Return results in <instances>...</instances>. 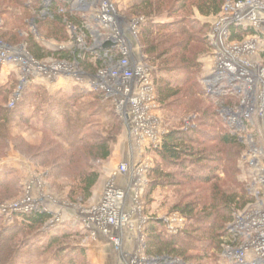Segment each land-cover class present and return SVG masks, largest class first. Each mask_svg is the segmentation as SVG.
Returning <instances> with one entry per match:
<instances>
[{
  "label": "rangeland",
  "instance_id": "rangeland-1",
  "mask_svg": "<svg viewBox=\"0 0 264 264\" xmlns=\"http://www.w3.org/2000/svg\"><path fill=\"white\" fill-rule=\"evenodd\" d=\"M64 1L65 0H51L48 6L46 5V0H30L28 5L32 7L37 4L43 6L40 12L41 17H43V12L47 11V9H45L46 6L50 9L51 5L55 4L60 11L62 7L65 6ZM111 1L114 3L116 11L124 19L140 21L137 35H131V37L129 34L128 35L133 48H135L136 51L140 50L142 55L144 45L145 47L147 46L145 44V36L140 32V25L142 22L148 21V19L145 14L135 12L134 8L140 0ZM177 1L180 2L181 0H173L171 6L169 4L161 13H156V15L151 17L155 23L164 25L178 23V21H180L179 18L187 17L185 25L195 27L196 32H198L197 41H191V43H189L190 51L187 52V55L196 57V61L200 65L197 80L195 81L199 86L195 87V82L185 85L181 88L182 95L179 100H175L168 105H162L158 99L159 81L164 78L183 81L186 75L180 73L182 70H177L170 74L163 70L161 71L160 68L164 59L157 60L154 57L155 55L147 54L150 58L149 67L151 68V78L156 90L157 108L154 115L159 121L158 124L162 139L161 145L156 148L149 142H142L138 144L139 147L135 143L133 146L129 129L125 121L124 123L122 121L123 124L116 136L111 158L96 166V169L100 173V180L93 190L92 196L86 201L82 198L73 201L70 199V193L72 188L76 186V176L80 168L84 167V162L77 157L80 162L76 165H69V163H71L69 160L72 159L73 154H71L66 145L55 139L53 140L51 136H46L40 129L21 124L12 125L7 136L8 138L5 137L3 138L4 140L1 139L6 145L3 144L5 148H0V175L9 173L11 176H9V180L13 182V185L10 186L12 191L8 194H6V192H8L6 189L0 187V199H9L0 201L1 223L4 226H12L17 221H22V214H29L34 209L46 210L53 216L52 220L38 232L19 235L20 242L36 240L39 241V243H35L31 247L22 245L20 257L16 261V264H54L53 261L47 263L46 259L49 257V254L40 257L36 256V246L43 247L51 236L62 237L65 235H68V238L63 239L61 243L53 248L50 257L55 256L57 253L63 254L73 252L74 256L72 259H74L76 255L75 264H126L109 237L103 236V234L96 229L93 230V227L88 224L90 218L88 214L89 210L102 200L107 184L114 179L113 176L122 165L130 164V167L134 165L136 170H143L138 176L136 175L134 179L135 186L132 187L127 196L125 208L130 216V228L129 231H125V249L127 252L131 253H142L143 259H160L159 262L153 264L170 263L162 261V259L166 257H156L147 254V228L150 222L162 221L163 227L159 228L160 231L168 235H176L169 233L164 223L165 219L177 214L184 218L183 226H181L179 232L188 226L187 218L177 212L176 207L180 206L184 208L187 204H193L196 209V215L199 218H203L212 210L214 196L218 190H231L237 192L247 204H245L246 206H244V208L237 209L236 212L232 213L233 222L239 213L245 211L254 202L255 198L250 193L253 189H256L260 174L259 165L260 163L264 164V159L256 160L257 158L251 155V151L254 147L264 151L262 129L257 125V121L254 126L246 122L244 128L241 127L237 129L230 123L229 117L225 114L224 107H227V105L237 106L241 104L242 99L245 97L244 94H241L239 97L236 95H227L226 97L213 96L209 95L206 89V79L211 69L217 65V54H219L215 35L216 22L219 16L204 17L198 12L196 7H194L192 8L191 14L179 12L176 13L175 17L171 18V9L177 6ZM193 1L195 0L191 2L193 3ZM237 1L239 0H226L225 3L236 5L233 3H237ZM247 1L248 0H245V2ZM259 1H261L262 8V10H260L264 12V0ZM154 5L158 7V1H155ZM257 12L258 14L261 13L260 11ZM49 13L50 12H48L44 18L50 17ZM34 15H29L25 18L23 16V10L15 8H11L8 13L0 11V50L9 55L20 57L17 58L19 60L17 63L7 62L5 64H0V105L6 108H10V101L20 89L23 78L26 75V68L29 67L27 66L29 63L26 64V61H28L29 56L35 59L29 53L28 40L30 37H34L35 40L49 52L67 50L74 53L79 52V56L82 52L81 56H78L79 59H83L84 53L86 52L91 55V62H96L99 58L97 51L91 50L93 46V38L89 35L91 32L77 31L75 35L68 29V25H65L63 29L62 26L57 27L52 20L45 21V26L40 29ZM73 16L77 18V21H80L76 13ZM201 26H205L206 29L200 33L198 29ZM61 29L64 31L62 32ZM177 29H179V27H172L171 30L164 32L163 35L171 38L172 41L177 44L180 38H175V36H173ZM249 30V32L244 29L239 30L244 32L242 37L233 39L232 34L226 43L230 47H235L237 44L242 45V47L246 46L248 43L249 45L252 44L254 47V49L251 50L252 52L245 53V55H241V57H243L245 61L263 65L264 62L261 58L263 41L259 37V34L264 33V26L262 25L258 29L250 28ZM59 32L62 34H59ZM84 33L88 37L85 39L88 47L84 51H81L78 38H84ZM256 34H258V36H252ZM156 38H162L158 32H155L152 39ZM165 47L166 45L162 46L161 49L163 50ZM180 48L174 49L176 56L180 55L181 58L183 52H181ZM116 56H118V54ZM78 58L77 60L79 61ZM78 61L72 60L66 62L56 58H47L39 62L47 66H53L55 64L74 66L75 64L77 65L76 62ZM146 64L148 63L146 62ZM74 67H77V71L84 73L79 64ZM26 77L27 85L25 88L28 87L33 89L36 86H43L50 93H55L59 90L70 93L78 87L86 88L89 91L93 90V88L88 85L87 79L80 82L74 80L72 76L68 77V75L61 73H52L48 76L45 75L43 78L41 75H35L32 71L26 75ZM43 79L47 80L43 81ZM62 79L68 80H66L68 82H66V86L61 84L63 83ZM58 81L61 82H59L60 85ZM28 108L31 111L33 107L28 106ZM114 111L116 112L115 109ZM205 111H210L209 114L216 112L215 118L212 119L210 115L206 116ZM216 114L218 115L216 116ZM104 118L105 117H102L101 119L100 117L101 120ZM193 127L200 129L202 132L201 136L194 135L198 142L195 148L203 150L205 155L213 154L218 156V158L220 157V160H218L216 164H211V167L216 168L214 174L216 178L209 183L183 179L182 175H184V173L182 167L177 165H166L156 152V149L162 146L164 137L170 132L180 130L188 131ZM95 131L97 132L100 130L96 128ZM224 131L231 132L238 136L240 146L226 147L220 145L218 139H216L214 135L223 133ZM5 135L6 133L2 136ZM52 143H55L51 147L55 156L52 157V152L49 153L51 160L46 165H42V158L37 157V153L44 155L46 150H48L47 148H50L48 144ZM54 160L56 162L58 161L57 169H52ZM157 168L162 172V178L154 173ZM190 170H194V167H190ZM207 173H204V175L206 176ZM118 182V178L115 179V183L119 184ZM124 184H126V181L122 179L120 185ZM12 194L14 196L9 198L8 196ZM232 223L228 222L225 225L226 230ZM202 225L205 224H196V227H202ZM41 232L44 233V236L40 237L38 233ZM203 233H205V231H203ZM203 233L199 232L197 235L201 238L203 237L202 239H207ZM45 235H47V237ZM227 239L229 240L230 237H221L223 241L222 246H224ZM189 244L191 250L188 252V255H193L192 260L185 262L184 259L178 258L169 259V262L173 261V264H229V260L224 258L223 252L218 253L215 248H212L214 245L205 251V247H208V244L203 241L191 240ZM142 248L143 252L140 253ZM65 259L68 260V258ZM178 261H180V263H178Z\"/></svg>",
  "mask_w": 264,
  "mask_h": 264
},
{
  "label": "trees",
  "instance_id": "trees-1",
  "mask_svg": "<svg viewBox=\"0 0 264 264\" xmlns=\"http://www.w3.org/2000/svg\"><path fill=\"white\" fill-rule=\"evenodd\" d=\"M29 1L30 0H0V11L8 13L11 8L23 10V16L25 18L35 14L34 16L36 17L35 19L40 29L45 26V21L51 20L57 27L62 26L63 29L68 23L77 25L80 23L72 14L60 13L55 4H52L49 9L50 17H41L40 12L43 6L37 4L32 7L28 5ZM155 1H158V7L154 5ZM191 1L192 0L177 1V6L171 9V18L175 17L176 13L179 12L191 14L192 8L194 7H196L198 12L204 17L219 16L226 4V0H195L193 3ZM171 3H173V0H140L134 8L135 12L145 14L148 19V21H144L140 25V32L145 36V44L147 46L145 47L144 45L145 50L143 49L142 51L144 61L150 66V58L147 54L155 55L154 57L157 60L164 59L160 68L161 71L163 70L170 74L177 70H182L180 73L186 75L183 81L167 78L159 81L158 99L162 105H168L175 100H179L182 95L181 88L191 82L194 83L197 80V75L200 70V65L197 63L196 57L187 55V52L190 51L189 43H191V41H197L198 34L195 27L185 25L187 17L179 18L180 21H178V23H171L168 25L157 24L151 17L156 15V13H161L169 4L171 6ZM176 26L179 27V29L175 31L173 36H175V38H180L177 44H175L171 38L163 35L164 32ZM205 29V26H201L198 31L201 33ZM232 30L233 39L241 38L244 33L237 30L235 27ZM61 31L63 32L64 30L61 29ZM155 32H158L162 38L152 39ZM59 34L62 33L59 32ZM259 35L263 41L261 58L264 62V33ZM165 45V49L162 50L161 47ZM28 46L29 53L39 61H43L47 58H56L66 62L72 60L78 61L79 52L74 53L67 50L49 52L46 51L34 37L29 38ZM174 48L181 49V52H183L181 58L180 55L176 56ZM83 57V59L78 58V64L81 66L82 71L89 76L96 75L98 71L104 67V63L101 59H98L96 62H91V55L86 52ZM198 86L197 82H195V87ZM28 106L33 107L31 111ZM117 111L114 99L106 98L104 92L99 88H93L92 91H89L86 88L78 87L70 93L62 90L50 93L43 86H36L33 89L27 87L22 93L21 100L14 108H6L0 105V148H5L4 145L6 144L2 142L4 140L3 138L8 136L10 127L14 124L40 129L46 136H51L53 140L60 141L62 144L66 145L71 154H73L72 159L69 160L71 161L69 165H76L80 160L84 162V167L80 168L76 176V186L72 188L70 199L76 201L82 198L86 201L90 199L93 190L100 180V173L96 169V166L111 158L116 136L124 123L123 117ZM209 112L210 111H205L206 116L210 115V117L214 119L216 112L211 114H209ZM217 115L218 114H216V116ZM100 117L101 119L105 117V120H101ZM96 128L100 131L96 132ZM4 133H6V135L2 136ZM201 134V130L194 127L188 131L180 130L170 132L164 137L162 146L156 149V152L166 165L181 166L184 173V175H182L183 179L209 183L216 178L214 177L216 168L211 167V164H216L218 160H220V157L218 158V156L213 154L205 155L203 150L195 148L198 142L194 135L201 136ZM205 136L208 137L207 135ZM214 136H216L215 138L218 139V143L222 146H240L239 137L231 132L224 131ZM1 139L3 140L1 141ZM53 144L55 143L48 144L50 148H47L48 150H46L44 155L37 153V157L42 158V165H46L51 160L49 153L52 152V157L55 156V154H53L54 151H52L53 149H51ZM77 157L80 158V160H78ZM57 162L54 160L52 169L58 168ZM190 167H194V170H190ZM154 173L162 178L163 174L159 168L155 169ZM204 173H207V175L205 176ZM9 176V173L0 175V187L8 191L6 194L12 191L10 186L13 185V182L9 180L11 177ZM13 196L12 194L8 197L10 198ZM7 199L8 198L3 200L6 201ZM3 200L0 199V201ZM245 204L244 199L239 193L231 190H218L214 196L212 210L203 218H199L196 215V209L193 204H187L184 208L177 206V212L187 218L188 226L176 235H168L159 229L163 227L162 221L150 222L147 228V254L156 257H168L170 259L182 258L185 262H188L193 259V255H188V252L191 250V246L189 247L191 240H200L208 244V247H205V251L214 245L212 248H215L218 253L223 252L224 246H222L223 241L221 237H230V233L228 229L226 230L225 225L228 222H233L232 213L236 212L237 209L244 208V206L247 205ZM52 218V214L48 211L34 209L29 214H22V221H17L12 226H4L1 223L2 218L0 217V263L16 264V261L20 257L22 245L31 247L35 243H39V241L36 240L20 242L19 235L38 232L49 223ZM196 224L205 225L196 227ZM203 231H205V233H203ZM199 232L205 234L207 239L199 237L197 235ZM38 235L41 237L44 236V233L41 232L38 233ZM45 236L47 237V235ZM66 238H68V235L62 237H49L47 243L43 247L36 246V256L40 257L49 254V257L46 259L47 263L53 261L54 264H75L76 255L74 259H72L74 256L73 252L63 254L57 253L55 256L50 257L53 248ZM65 258H68V260Z\"/></svg>",
  "mask_w": 264,
  "mask_h": 264
},
{
  "label": "built area",
  "instance_id": "built-area-1",
  "mask_svg": "<svg viewBox=\"0 0 264 264\" xmlns=\"http://www.w3.org/2000/svg\"><path fill=\"white\" fill-rule=\"evenodd\" d=\"M64 2L65 6L59 12L73 13L72 15L76 13L80 19L78 25L68 23V29L75 35L77 31L91 32L89 34L93 38L91 50L97 51L98 59L103 61L104 67L96 75L89 76L76 70L77 67L74 66H78V62L74 66L65 64L47 66L29 56L26 61L29 67H25V74L28 75L33 71L35 75L44 78L45 75L61 73L68 77L72 76L74 80L80 82L87 79L90 87L99 88L106 98L114 99L117 110L129 129L133 146L134 143L138 146L142 142H149L157 148L161 145L162 139L159 121L154 115L157 97L151 78V68L144 61L140 50L136 51L130 41L131 35H137L140 21L122 18L111 0H65ZM50 3L51 0H46V5L49 6ZM233 4L236 5H224L216 22V46L219 54H217V65L211 69L206 79V89L208 94L213 96L239 97L244 94L241 104L227 105L224 107V112L237 129L244 128L246 122L254 126L257 121L264 137V66L245 61L241 57L245 53L252 52L251 50L254 49L252 44L248 43L243 47L237 44L235 47H230L226 43L233 34L234 27L249 32L250 28L258 29L264 26V12L261 11L259 0L247 2L239 0ZM48 6L45 7L47 11L43 12L44 16L49 12ZM257 11L261 13L258 14ZM83 35L84 38L77 37L81 51L88 47L85 42L88 37L85 33ZM106 43H112L113 46L105 48ZM117 54L119 57L116 56ZM18 57L0 50V64L17 63ZM26 75L20 89L10 101V108H14L21 100L27 85ZM251 155L257 158L256 160L264 159V151L255 147ZM259 166V181L256 189L250 193L255 198L254 202L245 211L239 213L228 227L230 239L225 241L223 256L229 260V264H264V164L260 163ZM141 171L143 170H136L134 165L131 167L130 164L122 165L113 176L114 179L107 184L102 200L88 212L90 216L88 224L93 230L96 229L109 237L126 264H153L160 261L153 258L143 259L141 253L143 248L140 250L141 254L127 252L125 249V231H129L130 228V216L125 208L127 196L135 186L136 175L142 173ZM130 172L133 174L130 175ZM117 178L124 179L126 184L115 183ZM183 222L184 218L177 214L164 220L171 234H177ZM169 259L166 257L162 261L173 264L174 262H169Z\"/></svg>",
  "mask_w": 264,
  "mask_h": 264
},
{
  "label": "crops",
  "instance_id": "crops-1",
  "mask_svg": "<svg viewBox=\"0 0 264 264\" xmlns=\"http://www.w3.org/2000/svg\"><path fill=\"white\" fill-rule=\"evenodd\" d=\"M45 80H47V79H43V81H45ZM62 80H63V81H62L63 83H61L60 81H58V83L60 82L62 85H65L66 82L68 81L67 79H66L67 81H66L65 79H62ZM58 83H57V84H58ZM60 83H59V85H60ZM67 83H68V82H67ZM62 85H61V86H62ZM66 85H67V84H66ZM66 85H65V86H66ZM118 181H119L118 183L120 184V183L122 182V178H118ZM100 233H101V232H100ZM101 234H103V233H101ZM103 236L106 237V235H104V234H103Z\"/></svg>",
  "mask_w": 264,
  "mask_h": 264
},
{
  "label": "water",
  "instance_id": "water-1",
  "mask_svg": "<svg viewBox=\"0 0 264 264\" xmlns=\"http://www.w3.org/2000/svg\"><path fill=\"white\" fill-rule=\"evenodd\" d=\"M112 46H113L112 43H106L104 47H105V48H109V47H112Z\"/></svg>",
  "mask_w": 264,
  "mask_h": 264
},
{
  "label": "bare ground",
  "instance_id": "bare-ground-1",
  "mask_svg": "<svg viewBox=\"0 0 264 264\" xmlns=\"http://www.w3.org/2000/svg\"><path fill=\"white\" fill-rule=\"evenodd\" d=\"M122 18H123V17H122ZM124 22H125V20H124ZM132 174H133V172H130V175H132ZM129 177H132V176H129ZM129 177H128V178H129Z\"/></svg>",
  "mask_w": 264,
  "mask_h": 264
}]
</instances>
